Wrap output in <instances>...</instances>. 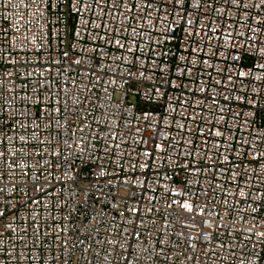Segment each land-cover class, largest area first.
Instances as JSON below:
<instances>
[{"label":"built area","instance_id":"1","mask_svg":"<svg viewBox=\"0 0 264 264\" xmlns=\"http://www.w3.org/2000/svg\"><path fill=\"white\" fill-rule=\"evenodd\" d=\"M0 213V264H264V0H0Z\"/></svg>","mask_w":264,"mask_h":264},{"label":"snow or ice","instance_id":"2","mask_svg":"<svg viewBox=\"0 0 264 264\" xmlns=\"http://www.w3.org/2000/svg\"><path fill=\"white\" fill-rule=\"evenodd\" d=\"M177 2H182V0H177ZM185 207H187L189 209V211H191V206L185 205ZM0 215H2V213H0Z\"/></svg>","mask_w":264,"mask_h":264}]
</instances>
